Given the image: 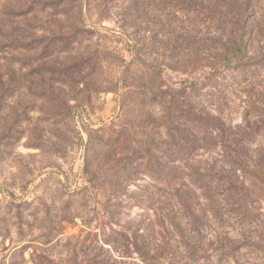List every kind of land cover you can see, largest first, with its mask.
<instances>
[{
    "label": "rangeland",
    "instance_id": "obj_1",
    "mask_svg": "<svg viewBox=\"0 0 264 264\" xmlns=\"http://www.w3.org/2000/svg\"><path fill=\"white\" fill-rule=\"evenodd\" d=\"M184 1L0 0V264H264V0Z\"/></svg>",
    "mask_w": 264,
    "mask_h": 264
},
{
    "label": "trees",
    "instance_id": "obj_2",
    "mask_svg": "<svg viewBox=\"0 0 264 264\" xmlns=\"http://www.w3.org/2000/svg\"><path fill=\"white\" fill-rule=\"evenodd\" d=\"M200 1L201 2H205V0H186V1H184L183 6H180V8H182L183 11L185 9L191 10V9L195 8L194 6L198 2H200ZM245 46H246V42H245V40L243 39V36H242V37H240L237 40L236 45H235V47L233 49V52L235 54V58H238V60H239L238 61L239 63H237L238 64L237 65L238 70H240L239 68L246 67V66H250V65H254V64H257L258 62L264 60V54H262L260 56V58H258V59L251 60V61H242V59L244 57L243 55H244V51H245ZM223 64H222L221 68H219V69L215 68V70L216 71L217 70H221V69L223 70L225 66L232 67V65H234L236 63H232L231 59L229 57H226L225 56L224 61H223ZM240 64H242V65H240ZM244 70H245V68L242 69V71H244ZM169 135H170V137L174 141H175V139H177V136H179L180 139H183L184 138L183 135H181V134L180 135L171 134L170 133V130H169ZM237 141L238 140L229 141V145L226 146V147L234 146V144H236ZM175 142L177 143L178 142V139ZM226 143H228V142H226ZM238 153L240 154V152H238ZM228 156H229L230 159H232V161H234V162L236 161V158L233 159V158L230 157L231 156L230 153L228 154ZM152 158L156 161L155 157H152ZM164 168H165V166L160 169V171L162 172V178H163L162 180H164L165 183H168L169 184L170 181L175 180L174 179L175 178L174 177L175 176L174 174H175L176 170L173 167H169V168L166 167L167 169L166 168L164 169ZM229 170H231L230 171L231 173H230V175H228L227 180L225 182L226 183V186H228V195L231 198H233L234 200H236L235 201L236 203H240L243 200V198L240 197L241 194H243L241 188H245L244 185L247 182L246 181H239V179L236 177V171H237V169H235V168L232 169L231 168ZM255 172H256L257 177L259 179H261V178L264 179V167L255 169ZM172 176H173V178H172ZM202 188H204V187H202Z\"/></svg>",
    "mask_w": 264,
    "mask_h": 264
}]
</instances>
